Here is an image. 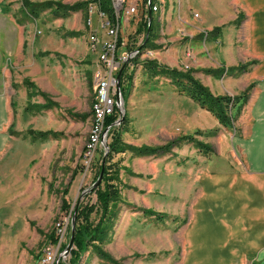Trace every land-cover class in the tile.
Here are the masks:
<instances>
[{
  "label": "rangeland",
  "instance_id": "obj_1",
  "mask_svg": "<svg viewBox=\"0 0 264 264\" xmlns=\"http://www.w3.org/2000/svg\"><path fill=\"white\" fill-rule=\"evenodd\" d=\"M12 1L10 6L8 0H4V8L10 11L19 29L20 44L15 57L7 64L12 117L8 129L10 143L0 156V264H58L64 251L60 248L69 242L71 219L76 206L96 202L91 188L102 163L105 152L103 144L111 141L112 134L108 130L104 142L92 150L87 147L93 128L91 105L95 96L93 77L98 56L89 41L86 9L64 18L54 17L50 11H42L32 17L22 8L21 0ZM29 1L35 4L54 1L75 5L86 0ZM208 1L205 6L212 7L213 3ZM152 2L157 11H151L153 34L149 46L155 45L151 41L166 28H173L178 39H184L182 42L186 41L188 33L194 28L202 36V59L194 57L195 51L191 45L182 44L184 51L176 62L181 71L199 69L208 61L214 67L219 62L205 42L210 41L208 28L218 24L220 18L203 14V0ZM159 16L162 20L156 21ZM202 20L206 25L204 29ZM223 22L224 29L235 25V22L227 19L221 20ZM143 26L144 22L139 26L141 34L136 36L131 49L146 34ZM102 31H98L100 38L106 34L105 30ZM128 31L131 30H127V26L123 28L120 42L123 40L125 43L129 39ZM170 43L162 42L163 45H158L156 52L166 54L168 49H172ZM120 45L118 53L127 47L122 43ZM164 45L166 50L163 49ZM157 57L154 53L153 59ZM158 58L164 60L163 54ZM219 64L213 70H221ZM122 66L124 64L118 72ZM237 69L231 68L228 74L239 72ZM124 74L125 67L119 85L120 94L122 89L124 97L121 94V109L117 106L118 115L112 124L120 125L118 121L122 110L124 120L130 125L121 134L125 144L155 147L190 135L206 143L213 139L217 119L210 113L198 117L191 111L185 117L189 130L180 132L177 129L178 119L169 114L166 106L170 98L166 101L160 98L159 91L172 89L168 79L152 78L153 75L143 68L137 71L138 81L130 82ZM26 82L32 87H28ZM175 91L181 93L176 86ZM236 110V106L232 108L233 118L236 117ZM195 119H201L200 122L208 127L206 131L197 128ZM226 127V131L232 128ZM197 131L199 135H195ZM30 132L46 133L47 136L41 140L30 136ZM178 145L161 157L141 159L126 152L113 155L108 162L118 163L121 167L116 184L123 202L113 209L112 227L102 248L120 264L182 262L184 233L197 197L198 174L205 163L200 155L209 158L211 170L218 160L213 156V151L209 155L202 154L193 142L185 141ZM89 150L90 157L87 156ZM63 202L64 206L67 204L65 207ZM143 210H152L164 216H147ZM99 217V213H93L89 220L95 224ZM48 252L51 253V260L44 262ZM69 258L70 255H67L60 260L69 264ZM78 264L104 263L89 247Z\"/></svg>",
  "mask_w": 264,
  "mask_h": 264
},
{
  "label": "crops",
  "instance_id": "obj_2",
  "mask_svg": "<svg viewBox=\"0 0 264 264\" xmlns=\"http://www.w3.org/2000/svg\"><path fill=\"white\" fill-rule=\"evenodd\" d=\"M207 1L203 0V14L220 18V22L208 28L210 41L205 43L216 54L219 61L216 64L220 63L219 68L224 73L220 77L204 74L203 70L218 66L215 64L211 67L209 61L204 64L200 60L204 66L193 68L195 72L192 76L199 82L201 80L215 96H238L249 86L251 90L230 131H226L227 127L220 125L217 120V131L213 139L203 142L212 148L213 156L218 162L212 165L211 170L208 166L211 165L209 158L199 154L207 165L204 163L198 174L197 197L184 233L181 264H264V0H209L208 2L213 3L212 7L205 6ZM8 2L10 6L13 3L12 0ZM225 19L235 22V25L224 29V22L221 23V20ZM159 20H162L160 16L156 21ZM131 21L123 23V28L127 26V30H131L127 32L130 43L129 39L125 43L121 40L122 45L127 47L120 53L130 51L136 36L141 34L139 26L144 20L137 17ZM201 24L204 29V20ZM19 33L10 11H5L4 0H0V156L10 143L8 129L12 115L7 64L18 52ZM201 38L197 29L193 28L186 41L182 42L184 39H178L173 28L164 29V32L151 41L155 45L145 49L152 50L158 57L163 54L164 60L158 57L149 60L139 56L126 65L124 77L128 76L130 82L136 81L139 78L137 71L143 68L153 75L152 78L164 77L172 83L166 76L155 75L146 70L144 63L154 61L162 67L181 71L176 62L182 57V44L191 45L195 51L194 57L202 59ZM165 41L171 42L172 49H168L166 54L156 52L155 49ZM163 47L167 49L165 45ZM242 66L246 67L243 71L228 74L229 69ZM171 88L159 91L160 98L163 101L170 98L166 103L167 110L170 115L177 117V129L187 132L190 127L186 124L185 117L191 111L198 117L210 112L200 108L185 94L177 93L173 83ZM200 121L201 119H195L197 128L206 131L208 127ZM127 124L123 126L124 131L130 126ZM171 155L174 156V153Z\"/></svg>",
  "mask_w": 264,
  "mask_h": 264
},
{
  "label": "trees",
  "instance_id": "obj_3",
  "mask_svg": "<svg viewBox=\"0 0 264 264\" xmlns=\"http://www.w3.org/2000/svg\"><path fill=\"white\" fill-rule=\"evenodd\" d=\"M21 2L22 8L26 10V13L32 17H36L39 12L50 11V13L54 17L64 18L71 13L84 11L89 1L86 0L85 2L77 3L75 5H64L61 2L54 1L43 2L38 4L32 3L29 0H21ZM148 23L149 17L144 21L143 27L144 29H146V31L147 29H149V32L147 38L144 39V42H142L141 44L140 52H143L147 48V46H149L150 43L152 18H150L149 27ZM217 30L218 29H215V31ZM144 68H146V70L150 71L152 74H161L171 79L172 83L177 87L179 92L185 94L200 108L210 112L218 120L219 124L223 127L233 126L236 117L239 115L243 106L246 104L249 92L251 90V86H249L242 94L238 96H215L209 91L206 86H204L201 82H199L192 76L193 71L190 69H187L184 72L179 71L177 69H169L162 67L154 61H146L144 63ZM245 68V66H242L238 67L237 70L241 72ZM229 71H231V69H229L228 72ZM203 72L207 75L220 77L224 73V70L206 69L203 70ZM26 84H28V87H32V85H30L28 82H26ZM121 94L122 97H124V91L122 89ZM235 106L237 107L236 117L233 118L231 111L232 108ZM39 108H43V106H39ZM116 117V114L108 117L106 126L111 125L113 121H115ZM125 123L126 121L123 120V122L118 127L112 126L110 129L112 139L108 143V153L106 156L107 165L104 167V174L101 181L103 185H99L97 189H94L92 191V193L96 195V202L94 204L87 203L85 205L79 204L77 206L75 237L73 243L74 248L70 252L69 264H78L82 255L87 252L89 247L92 248V251L95 253L96 257L99 258L104 264H120L118 260L112 258L102 248V244L104 243L107 237V232L112 227V219L115 215L113 209L117 206L118 203L123 202L120 189L116 184V181L118 179V170H120L121 167H119L118 163H108L111 161L113 155L130 152L136 157L161 156L171 152L174 146H179L178 143L185 141L193 142L194 146L198 148L200 152H203L202 154L209 155L210 153H212V148L208 144H205L201 141H197L192 135L181 137L179 140L172 141L162 146L135 147L127 145L122 141L121 138L123 128H125L123 127ZM28 134H30V136H32L33 138L38 137L41 140L47 136L46 133L41 132H30ZM195 135H199V132L197 131ZM100 168L101 166L99 167L94 182L96 181L99 175ZM66 205L67 204H65V206ZM142 212H144L147 216H155L156 218H161L164 216L152 210H143ZM93 213L100 214L99 220L95 224H93L89 220L91 214ZM65 246H62L60 249L64 250ZM58 264L66 263L60 260Z\"/></svg>",
  "mask_w": 264,
  "mask_h": 264
},
{
  "label": "built area",
  "instance_id": "obj_4",
  "mask_svg": "<svg viewBox=\"0 0 264 264\" xmlns=\"http://www.w3.org/2000/svg\"><path fill=\"white\" fill-rule=\"evenodd\" d=\"M146 1L145 7L143 2ZM152 0H92L86 6V26L92 49L97 53L98 65L93 77L94 99L92 101L93 128L87 147L92 150L104 142L106 134L104 129L108 117L118 115L117 112V82L115 75L121 65H126L139 56L145 59H153L152 50L140 52L143 35L140 43L130 51L118 53L120 48L119 36L123 23H128L134 18L144 20L148 18V12H156L157 7ZM139 11L141 12L139 13ZM97 20V24H95ZM106 31L103 37L98 36V31ZM121 116V113H120ZM90 150L87 156L90 157ZM45 261L51 260V253H46Z\"/></svg>",
  "mask_w": 264,
  "mask_h": 264
},
{
  "label": "water",
  "instance_id": "obj_5",
  "mask_svg": "<svg viewBox=\"0 0 264 264\" xmlns=\"http://www.w3.org/2000/svg\"><path fill=\"white\" fill-rule=\"evenodd\" d=\"M148 15H149L148 27H149L150 16H151V12L150 11L148 12ZM148 32H149V29H147V31H146L145 39L147 38ZM138 50H140V48ZM124 67H125V65L122 66V68L120 69V71L118 72V74L116 76V82H117L116 103H117V105H118V107L120 109H121L122 103H121V94H120V91H119V87H120L119 85H120V78H121V75H122ZM120 113H121V119L118 121V125L121 124L123 122V120H124V112L121 110ZM112 126H114V125L111 124V125L107 126V128L104 131V133L107 134L108 130H110ZM103 146H104L105 152H104L102 163H101V169H100V172H99V175H98L96 181L92 185L91 191H93L94 189H97L99 187V185H100V183L102 181V178H103L105 160H106V156H107V153H108V144H103ZM76 211H77V206H76V208L74 210V213H73V216H72V219H71V226H70L71 232H70L69 242H68L67 246L65 247L64 251L62 252V254L60 255L58 261L60 259H65L67 255H70V252L73 249V243H74V237H75ZM58 261H57V263H58Z\"/></svg>",
  "mask_w": 264,
  "mask_h": 264
},
{
  "label": "bare ground",
  "instance_id": "obj_6",
  "mask_svg": "<svg viewBox=\"0 0 264 264\" xmlns=\"http://www.w3.org/2000/svg\"><path fill=\"white\" fill-rule=\"evenodd\" d=\"M152 13V12H151ZM124 116H125V114H124Z\"/></svg>",
  "mask_w": 264,
  "mask_h": 264
}]
</instances>
